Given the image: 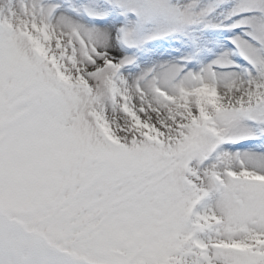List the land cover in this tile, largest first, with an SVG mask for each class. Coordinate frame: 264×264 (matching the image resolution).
I'll return each mask as SVG.
<instances>
[{
    "label": "snow or ice",
    "instance_id": "1",
    "mask_svg": "<svg viewBox=\"0 0 264 264\" xmlns=\"http://www.w3.org/2000/svg\"><path fill=\"white\" fill-rule=\"evenodd\" d=\"M0 264H264V0H0Z\"/></svg>",
    "mask_w": 264,
    "mask_h": 264
}]
</instances>
